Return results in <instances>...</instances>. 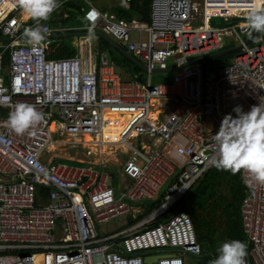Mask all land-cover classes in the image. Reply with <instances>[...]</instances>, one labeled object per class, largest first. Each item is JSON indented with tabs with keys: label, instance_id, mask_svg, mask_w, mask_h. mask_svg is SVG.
<instances>
[{
	"label": "built area",
	"instance_id": "2783aa9c",
	"mask_svg": "<svg viewBox=\"0 0 264 264\" xmlns=\"http://www.w3.org/2000/svg\"><path fill=\"white\" fill-rule=\"evenodd\" d=\"M255 2L150 0L149 23L87 9L88 29L111 36L145 66L140 82L89 44L78 56L49 58L60 29L40 21L46 38L34 48L22 38L34 22L16 0H0V264H187L186 255H199L188 214L169 211L218 157L213 135L222 117L237 105H264V39L250 38L246 19ZM232 47L239 49L227 65L205 72L204 62L190 63ZM169 64L177 69L172 77L152 83ZM19 102L42 113L21 134L7 123ZM56 133L88 136L98 150L123 149L118 179L127 182L114 189L107 171L48 157ZM240 177L242 233L252 264H264V185L243 168ZM158 196L160 205L140 220L100 231L114 218H135L142 202Z\"/></svg>",
	"mask_w": 264,
	"mask_h": 264
},
{
	"label": "trees",
	"instance_id": "16d2710c",
	"mask_svg": "<svg viewBox=\"0 0 264 264\" xmlns=\"http://www.w3.org/2000/svg\"><path fill=\"white\" fill-rule=\"evenodd\" d=\"M92 1L95 0H62L61 6L43 22L50 28L71 27L70 30L62 31L65 33L87 32L88 22L84 17L85 11L82 8L86 9ZM149 7L150 0H131L126 8L115 2L114 5L110 6L107 13L126 22L149 23ZM80 18L84 22L76 27L75 23ZM233 21L234 19L231 20V22ZM32 22L34 21L29 19V24ZM96 41L99 55L105 53L121 71L125 79L145 82V71L141 67L113 47L103 36L98 35ZM54 46L55 44L51 47L52 50H54ZM233 55L234 53H230L205 61L203 63L204 71L207 72L213 64L219 66L229 64ZM7 64L8 56L5 55L3 67L5 68ZM240 172L241 169L235 172L217 169L213 164L169 211L170 213L184 211L190 217L196 241L200 246L199 255L194 257L196 264H209V261L215 258L216 249L219 245L231 239L242 240L246 243L245 261L246 264H252L249 256L251 245L242 233L240 203L244 197L245 189L241 182ZM160 203L159 196L150 203L145 202L144 209L135 218L127 216V224L140 220L157 208ZM164 218L166 217H160L154 221L153 225L163 221Z\"/></svg>",
	"mask_w": 264,
	"mask_h": 264
},
{
	"label": "clouds",
	"instance_id": "9594fccd",
	"mask_svg": "<svg viewBox=\"0 0 264 264\" xmlns=\"http://www.w3.org/2000/svg\"><path fill=\"white\" fill-rule=\"evenodd\" d=\"M61 2L62 0H16L13 6L22 7L25 15L35 25L23 29L22 38L26 44L34 48L42 45L46 37L41 31L40 21L47 20L61 6ZM92 14L93 12L87 13L85 19ZM246 19L249 29L259 34L257 40L264 39V3L259 0L253 3L247 9ZM88 35L90 38L93 36L91 27ZM41 118L42 113L34 105L19 102L12 106L7 123L15 133L21 134ZM213 136L218 151V157L214 161L217 169L235 172L243 168L258 183L264 185V105L260 100L247 111H243L239 105L233 107L232 112L222 117ZM246 248L247 245L242 240H226L216 249L217 254L209 264H246Z\"/></svg>",
	"mask_w": 264,
	"mask_h": 264
},
{
	"label": "rangeland",
	"instance_id": "374dc122",
	"mask_svg": "<svg viewBox=\"0 0 264 264\" xmlns=\"http://www.w3.org/2000/svg\"><path fill=\"white\" fill-rule=\"evenodd\" d=\"M215 21L217 23L221 22L220 19H216ZM83 22L84 21L80 18L79 21L75 23L76 27L83 24ZM85 37L86 36L84 35L81 36L82 39ZM107 37L112 42L116 43L111 36L108 35ZM130 37L133 40L136 38L134 33H131ZM69 38L72 37L57 38V40H62V43H64ZM88 39L93 42L96 41L95 36H92L91 38L88 36ZM212 66L215 67L217 66V64H213ZM150 81L152 83L162 82L163 78L160 75H156L154 73L151 75ZM53 139L55 140V142L52 145L51 149L47 152L48 157L54 156L57 159H60L59 161L62 162L75 161L78 163H85L94 167H99V169H108L107 172L108 174H110L109 183L112 187H114V189H117L119 183L118 172H122L121 165L123 164V158L121 157H123V149H116L115 152L113 151V149L108 148L98 150L94 147L92 141L90 140L85 141L84 138L67 137L57 133L53 136ZM125 226H127V218L118 217L104 223L100 227V231L105 232L106 234H111L124 229ZM185 260L187 261V264H196L195 258L189 255L185 256Z\"/></svg>",
	"mask_w": 264,
	"mask_h": 264
},
{
	"label": "crops",
	"instance_id": "0c3cea01",
	"mask_svg": "<svg viewBox=\"0 0 264 264\" xmlns=\"http://www.w3.org/2000/svg\"><path fill=\"white\" fill-rule=\"evenodd\" d=\"M115 2H118V4L120 6H122V7H124V8L128 7L126 5L125 6L121 5L120 4V0H95V1H92L91 5H88L86 7V9L82 8V10L86 11L90 7H93V8L97 9L100 12L102 11L103 13H107L109 8H110V6L114 5ZM56 29H60V30H58L56 33H54L50 37L51 47L53 46V44H55V46H54V50H51L49 52V54H48L49 58L62 57V56H67V55L78 56L79 55L80 45H83L84 43L85 44H89L91 50L97 48V41L93 42V41H90L88 39V36H89L88 35V31L87 32H78V33H72V32L65 33V32H62V31L70 30L71 27L56 28ZM92 32H93V36H95V37L98 36L97 33H101V31L99 29H93ZM83 35L86 36V37L82 39L81 36H83ZM63 37H72V38L67 39L64 43H62V40L61 41L57 40V38H63ZM95 60H96V62L99 60V55L98 54L95 55ZM190 61H192V60H190ZM171 66H172V64H169V68L166 71H158V72H154V73L156 75H160L163 78V80H167L168 77L170 79L172 77L173 73L175 72V71H173V68H171ZM146 75L147 74L145 72V81H146ZM58 160H60V159H58ZM73 162H75V161H73ZM75 163H78V162H75ZM96 168L99 169V167H96ZM99 170L100 171H104V172L108 171V169H105V168H100ZM126 182L127 181L125 180V178L121 176L120 180H119V184L122 186ZM144 204H145V202H142L141 211L144 209ZM126 218H127V216H126Z\"/></svg>",
	"mask_w": 264,
	"mask_h": 264
},
{
	"label": "water",
	"instance_id": "95a60500",
	"mask_svg": "<svg viewBox=\"0 0 264 264\" xmlns=\"http://www.w3.org/2000/svg\"><path fill=\"white\" fill-rule=\"evenodd\" d=\"M256 34V32L252 31L250 38H252L254 35ZM97 35L103 36L105 39H107L109 41V43L115 47L117 50H119L120 52H122L125 56H127L129 59H131L135 64H137L139 67H141L143 70H146L145 66L142 65L140 62H138L136 59H134L129 53H127L120 45L112 42L105 34L103 33H97ZM239 49V47H232V48H228L225 49L223 51H220L218 53L212 54V55H208L205 57H201V58H197L194 59L192 61H190V63H194V62H205L207 60H212L218 57H221L223 55H227L230 53H234ZM177 69H173V71H175ZM154 72H158V71H154ZM147 262H150V260H146Z\"/></svg>",
	"mask_w": 264,
	"mask_h": 264
},
{
	"label": "bare ground",
	"instance_id": "6f19581e",
	"mask_svg": "<svg viewBox=\"0 0 264 264\" xmlns=\"http://www.w3.org/2000/svg\"><path fill=\"white\" fill-rule=\"evenodd\" d=\"M26 16V15H25ZM51 129H53V125H51ZM85 141H89V137L88 136H85L83 137Z\"/></svg>",
	"mask_w": 264,
	"mask_h": 264
},
{
	"label": "snow or ice",
	"instance_id": "6c2138e0",
	"mask_svg": "<svg viewBox=\"0 0 264 264\" xmlns=\"http://www.w3.org/2000/svg\"><path fill=\"white\" fill-rule=\"evenodd\" d=\"M22 2H23V0H22ZM93 15V14H92Z\"/></svg>",
	"mask_w": 264,
	"mask_h": 264
}]
</instances>
